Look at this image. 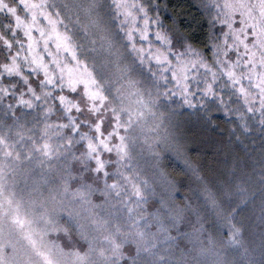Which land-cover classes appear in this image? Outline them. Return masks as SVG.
Segmentation results:
<instances>
[{"label":"snow or ice","instance_id":"obj_1","mask_svg":"<svg viewBox=\"0 0 264 264\" xmlns=\"http://www.w3.org/2000/svg\"><path fill=\"white\" fill-rule=\"evenodd\" d=\"M0 264H264V0H0Z\"/></svg>","mask_w":264,"mask_h":264},{"label":"trees","instance_id":"obj_2","mask_svg":"<svg viewBox=\"0 0 264 264\" xmlns=\"http://www.w3.org/2000/svg\"><path fill=\"white\" fill-rule=\"evenodd\" d=\"M193 2V0H170V4L172 7L177 8V10H180L181 8H187L190 6V4ZM196 10L192 9L193 15L195 14ZM195 143L193 144V147L195 148L192 153H194L197 156H201V159H206L209 165H212V158L211 156L207 155L212 150V145L209 142L207 137H204L201 139L198 136L193 137Z\"/></svg>","mask_w":264,"mask_h":264},{"label":"rangeland","instance_id":"obj_3","mask_svg":"<svg viewBox=\"0 0 264 264\" xmlns=\"http://www.w3.org/2000/svg\"><path fill=\"white\" fill-rule=\"evenodd\" d=\"M194 149H195V148H194L193 145H192V151H194ZM192 154H193L194 156H197V155H195L194 153H192ZM203 160H206V159L202 158V161H203ZM207 162H209V161H207Z\"/></svg>","mask_w":264,"mask_h":264}]
</instances>
